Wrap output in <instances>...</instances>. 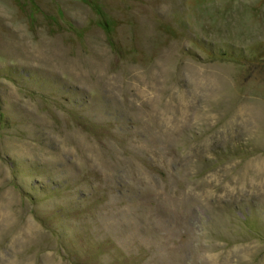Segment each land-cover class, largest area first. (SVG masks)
<instances>
[{"label":"rangeland","instance_id":"rangeland-1","mask_svg":"<svg viewBox=\"0 0 264 264\" xmlns=\"http://www.w3.org/2000/svg\"><path fill=\"white\" fill-rule=\"evenodd\" d=\"M0 264H264V0H0Z\"/></svg>","mask_w":264,"mask_h":264}]
</instances>
